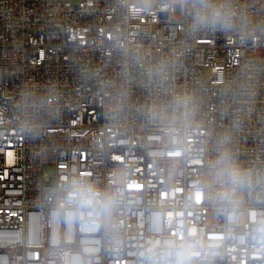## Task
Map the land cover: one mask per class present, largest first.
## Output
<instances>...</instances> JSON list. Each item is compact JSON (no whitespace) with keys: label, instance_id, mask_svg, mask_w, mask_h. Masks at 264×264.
I'll list each match as a JSON object with an SVG mask.
<instances>
[{"label":"built area","instance_id":"2783aa9c","mask_svg":"<svg viewBox=\"0 0 264 264\" xmlns=\"http://www.w3.org/2000/svg\"><path fill=\"white\" fill-rule=\"evenodd\" d=\"M234 7L236 30L191 37L174 0H0V264H145L162 238L264 264V188L229 223L196 187L226 130L264 169V0ZM200 84L189 129L147 117ZM76 180L118 205L82 207Z\"/></svg>","mask_w":264,"mask_h":264},{"label":"clouds","instance_id":"9594fccd","mask_svg":"<svg viewBox=\"0 0 264 264\" xmlns=\"http://www.w3.org/2000/svg\"><path fill=\"white\" fill-rule=\"evenodd\" d=\"M174 7L186 20V34L191 37L202 32L228 33L238 26L234 0H174ZM157 72L159 74V69ZM203 87L200 84L193 85L188 91L175 90L166 104L149 108L147 117L165 127L181 131L189 129L197 116L199 90ZM234 127L238 128L239 124ZM201 159L203 167L197 191L215 213L229 223L236 222L249 192L264 188V169L245 165L239 160L233 146V132L227 130L215 137ZM72 187L84 208L99 206L103 212L110 213L119 203L118 193L102 191L92 182L76 180ZM256 236L264 239V226L257 228ZM198 247L195 240L162 238L145 255V264H195L193 252Z\"/></svg>","mask_w":264,"mask_h":264}]
</instances>
